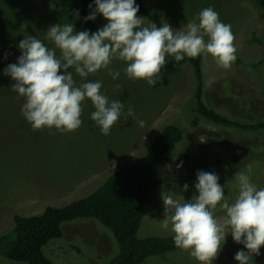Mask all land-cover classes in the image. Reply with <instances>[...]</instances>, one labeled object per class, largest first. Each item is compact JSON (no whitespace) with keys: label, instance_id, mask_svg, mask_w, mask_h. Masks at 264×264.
I'll return each instance as SVG.
<instances>
[{"label":"rangeland","instance_id":"obj_1","mask_svg":"<svg viewBox=\"0 0 264 264\" xmlns=\"http://www.w3.org/2000/svg\"><path fill=\"white\" fill-rule=\"evenodd\" d=\"M53 2L0 0V236L14 232L15 215L34 216L49 206L64 207L97 191L123 166L150 161L153 154L152 150L148 153V147H152L166 125L175 123L183 128L197 118L192 111L196 82L190 63L183 64L170 77L168 85L149 86L144 80L128 79L124 62L114 60L110 69L120 72L118 79L114 80L106 69L87 78L102 82L101 91L108 99L125 105L124 115L109 135L101 134L91 119L95 109L90 100L83 103V123L76 131L60 133L47 128L33 131L21 114L24 98L11 90L14 81L4 75V69L17 62L21 54L17 45L24 37L33 35L44 39V32L57 23H75L76 30L82 31L78 19L72 17L75 10L80 11L81 0H59L55 11L49 7ZM144 3L151 13L164 12L162 24L167 22L176 29L195 20L207 7H212L223 23L230 24L237 59L225 70L211 56L201 57L204 101L232 120L252 123L255 120L252 113L264 120V62L257 69L253 67L264 60V10L257 0H144ZM143 20L142 26L152 24L145 17ZM95 22L104 25L106 20L100 15ZM170 59L166 57V61ZM74 78L79 85L80 78ZM129 106L134 109V116L127 114ZM140 120L144 121L143 127L139 126ZM196 133L197 141L193 136L191 145L200 148L178 149L180 153L172 154L171 162L156 177L154 192L166 191L182 202L189 200L195 192L192 185L196 173L203 170L219 175V183L225 187V195L232 203L238 194L233 178L239 171L247 172L249 165L252 182L264 188V149L253 155L245 142L262 144L264 132L246 135L201 118ZM252 152L255 153L254 149ZM253 156L256 157L249 163L248 159ZM180 162L183 167L177 168ZM185 183L189 185L187 192L182 191ZM153 197L154 194L145 206L139 237L173 236L171 225L168 229L163 227L165 215L171 216L172 212L165 214L161 195L160 199ZM152 199L156 201L150 204ZM215 215L222 218L225 212L218 208ZM62 228L63 239L46 249L54 264H109L119 250L113 233L95 220H77L63 224ZM243 247L228 235L213 264H238L234 256ZM260 252L249 264H264V246ZM166 255L149 258L143 264H199L180 249ZM12 263L0 256V264Z\"/></svg>","mask_w":264,"mask_h":264},{"label":"clouds","instance_id":"obj_2","mask_svg":"<svg viewBox=\"0 0 264 264\" xmlns=\"http://www.w3.org/2000/svg\"><path fill=\"white\" fill-rule=\"evenodd\" d=\"M57 3L59 0L50 3V10H57ZM89 9L84 22L102 15L106 20L103 27L92 32L77 31L75 23L51 25L44 39L30 35L20 40L17 62L4 69V75L14 81L11 90L24 98L21 114L33 131H76L83 123V103L90 100L95 109L91 119L101 134L109 135L124 115L125 105L110 101L101 91L102 82L87 78L106 69L114 80L118 79L120 72L110 69L114 60L124 62L128 79L154 86L169 56L177 62L185 57L211 56L225 70L237 59L231 25L223 23L212 7L202 9L195 20L179 29L167 22L159 27L155 23L142 26L144 17L138 16L136 0H93ZM72 17L79 19V10ZM46 41L54 46L49 47ZM74 76L80 78L79 85ZM127 114L135 115L131 106ZM138 123L144 126V121ZM182 167L180 162L177 168ZM251 172L249 165L247 172L235 174L238 194L232 203L215 172L197 171L192 185L195 192L189 200L182 202L163 191L165 214L172 212L165 215L163 227L171 225L175 247L188 252L199 264H213L231 235L235 243L244 246L234 256L238 264H249L254 255H260L264 246V188L252 182ZM188 190L185 183L182 191ZM218 208L225 212L222 218L215 215Z\"/></svg>","mask_w":264,"mask_h":264},{"label":"trees","instance_id":"obj_3","mask_svg":"<svg viewBox=\"0 0 264 264\" xmlns=\"http://www.w3.org/2000/svg\"><path fill=\"white\" fill-rule=\"evenodd\" d=\"M257 2L264 10V0H257ZM92 3L93 0H81L78 22H80L82 30L88 29L95 32L104 25H98L95 21L85 23L83 19L89 14V4ZM136 3L140 6L138 14L157 24L158 27L163 25L164 12L151 13L146 8L144 0H136ZM263 62L264 60L258 62L259 64H253V67L257 69ZM185 63H190L193 67L196 86L193 92L194 106L192 111L197 115V118L186 126L184 125L183 128L175 123L166 125L152 147H148V153L149 150L150 152L152 150L153 154L150 161L141 160L123 166L88 197L64 207L49 206L42 213L34 216L15 215L14 232L0 236L1 257L16 264H54L46 249L63 239V224L82 219L95 220L113 233L118 242L119 250L109 264H143L149 258L166 257V254L178 249L174 245L173 236L170 235L139 237L145 206L149 203L152 194H154L153 198L158 197L160 199L161 193L154 192L155 185H157L158 175L162 173L164 165L171 162L169 157L174 153H180L177 152L178 149L180 151H195L200 148L199 145H191V138L194 136V140L197 141L196 128L201 118L207 123L231 128L246 135L257 136L264 132V120L254 113L251 114L255 119L254 122L242 123L229 119L206 105L201 57H185L180 62L171 57L169 61L165 62L158 74L159 78L155 86L168 85L170 77ZM246 97L249 98L250 96ZM188 125L190 128L187 127ZM210 140L215 141L214 139ZM245 142L250 145V151L253 155L260 154V151L262 152L264 149V142L260 145L250 140ZM253 149L255 153L252 152ZM255 157L249 158V163ZM155 201L152 199L150 204L155 203Z\"/></svg>","mask_w":264,"mask_h":264}]
</instances>
